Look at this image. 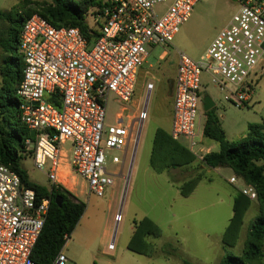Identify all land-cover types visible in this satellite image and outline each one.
I'll return each instance as SVG.
<instances>
[{
    "label": "built area",
    "instance_id": "1",
    "mask_svg": "<svg viewBox=\"0 0 264 264\" xmlns=\"http://www.w3.org/2000/svg\"><path fill=\"white\" fill-rule=\"evenodd\" d=\"M98 1L89 16L96 35L89 38L77 28H55L38 15L23 21L19 54L24 66L16 98L22 123L35 133L26 149L50 187L65 188L69 176H78L89 193L103 198L116 174L105 167L108 153H121L122 159L113 156L111 163L122 165L145 119L144 110L129 115L125 106L133 100L148 50L170 45L200 0ZM234 2L237 11L199 61L178 53L169 135L190 151L196 146L201 75L241 108L251 99L252 76L264 64V0ZM111 95L121 107L114 124L105 125ZM239 192L256 199L248 186ZM49 207L48 198H39L0 164V264H36L31 255ZM49 264H67L63 249Z\"/></svg>",
    "mask_w": 264,
    "mask_h": 264
},
{
    "label": "rangeland",
    "instance_id": "2",
    "mask_svg": "<svg viewBox=\"0 0 264 264\" xmlns=\"http://www.w3.org/2000/svg\"><path fill=\"white\" fill-rule=\"evenodd\" d=\"M22 1L0 0V11H12L20 21L17 7ZM29 1L49 3V0ZM68 1L76 4L80 0ZM237 9L238 4L232 0H200L170 45L148 50L150 55L136 76L133 100L125 106L129 115L145 110L137 144L129 147L122 165L111 163L113 156L122 159L119 152H109L105 162L109 173L121 177L115 178L114 185L103 198L89 193L87 185L78 176H69L64 181V189L85 205L80 220L63 247L67 264H218L225 256L241 255L248 225L257 215L255 202L243 218L236 246L223 250L221 243L232 216L233 198L244 186L240 179L227 168L201 167V181L184 198L177 187L195 174L196 163L200 159L186 170L162 173L154 172L149 165L155 131L162 129L168 133L170 129L173 91L169 93V88L172 87L178 53L199 61ZM87 21L91 24L90 17ZM10 45L14 53L15 43L12 41ZM164 52L166 55L161 58ZM250 81L252 93L249 103L236 108L226 101L223 91L209 82L206 74L201 75L200 99L208 97L213 102L212 110L228 142H240L248 125L264 122V64ZM148 85H152L151 90L147 89ZM120 107L121 103L111 95L105 107V125L114 124ZM203 113L200 102V118L194 139L196 146L192 150L194 155H202L198 151H204L208 146L211 152L219 150L216 142L202 134ZM65 149H68L67 144ZM22 165L30 182L50 187L47 177L34 167L32 159L25 160ZM230 176L236 178L233 185L229 183ZM118 217L120 220L117 222ZM144 218L156 224L161 231L160 237L147 239L152 247L149 255H139L127 249L134 222ZM110 245L112 249H109ZM262 252L264 254V241Z\"/></svg>",
    "mask_w": 264,
    "mask_h": 264
},
{
    "label": "trees",
    "instance_id": "3",
    "mask_svg": "<svg viewBox=\"0 0 264 264\" xmlns=\"http://www.w3.org/2000/svg\"><path fill=\"white\" fill-rule=\"evenodd\" d=\"M100 5L98 0H49L38 4L24 0L17 7L21 19L18 21L12 11H0V164L7 166L26 188L34 190L39 198L50 200L49 212L32 251L31 258L36 264H49L63 249L66 241L80 220L84 203L62 187H43L28 179L22 163L32 159V152L26 149V140L32 139L29 130L21 121L16 90L22 79L23 58L19 54V37L22 23L32 15H38L55 28H77L87 38L96 35L87 18ZM92 34V35H91ZM15 43L13 53L11 42ZM15 97V98H14ZM58 106L56 101H53ZM202 134L216 142L217 152H209L200 161L183 142L172 140L162 129H157L152 142L149 158L150 168L156 173L183 169L196 163L195 174L189 176L178 187L179 194L186 198L202 179L201 167L211 169L227 168L244 186L253 189L256 199L250 201L239 191L233 198L232 216L223 233V250L236 246L243 225V218L254 205L257 215L249 223L240 256H225L218 264H264L262 243L264 241V122L248 125L245 137L237 143L225 139L219 120L213 110L206 112ZM58 199V205L55 200ZM161 231L147 218L134 222L133 234L127 249L139 255L152 251L149 237L158 238Z\"/></svg>",
    "mask_w": 264,
    "mask_h": 264
},
{
    "label": "water",
    "instance_id": "4",
    "mask_svg": "<svg viewBox=\"0 0 264 264\" xmlns=\"http://www.w3.org/2000/svg\"><path fill=\"white\" fill-rule=\"evenodd\" d=\"M233 2L235 1V0H232ZM172 91V87L171 88H169V93ZM202 107H203V111L204 112H208V111H210L213 107H214V104H213V102L211 101V99L210 98H208V97H204L203 99H202ZM145 111V110H144ZM140 129H141V124H140V126H139V129H138V133H137V141H138V138H139V136H140ZM51 133H53V131H51ZM34 135H35V133H34V131H30L29 132V136H30V138H33L34 137ZM137 141H136V144H137ZM136 146V145H135ZM115 176V178H120L121 177V175H114ZM123 199H124V193H123V196H122V200H121V204L123 203ZM55 203L58 205V199H56L55 200Z\"/></svg>",
    "mask_w": 264,
    "mask_h": 264
},
{
    "label": "crops",
    "instance_id": "5",
    "mask_svg": "<svg viewBox=\"0 0 264 264\" xmlns=\"http://www.w3.org/2000/svg\"><path fill=\"white\" fill-rule=\"evenodd\" d=\"M166 55V53H163L162 54V56H161V58H163L164 56ZM177 63H178V60L176 61V63H175V65H174V74H173V77H172V83H173V85H172V87H174V79H175V75H176V68H177ZM172 91H173V88H172ZM173 98V97H172ZM173 100V99H172ZM201 106H202V101H201ZM214 108V107H213ZM212 108V109H213ZM211 109V110H212ZM206 112H204L203 113V118H204V122H205V114ZM171 116H172V102H171ZM204 122H203V126H204ZM170 129H171V125H170ZM170 129H169V132H170ZM169 132H168V134H169ZM200 152H202L203 154L202 155H196V157H197V159H200L201 160V158H202V156L203 155H205V154H207V153H209V152H211V150H210V147L208 146L204 151H203V149H200L199 151H198V153H200ZM187 168H189V167H187ZM187 168H184L183 170H186ZM176 170H178V169H176ZM179 170H181V169H179ZM231 177V176H230Z\"/></svg>",
    "mask_w": 264,
    "mask_h": 264
},
{
    "label": "flooded vegetation",
    "instance_id": "6",
    "mask_svg": "<svg viewBox=\"0 0 264 264\" xmlns=\"http://www.w3.org/2000/svg\"><path fill=\"white\" fill-rule=\"evenodd\" d=\"M172 85H173V83H172Z\"/></svg>",
    "mask_w": 264,
    "mask_h": 264
}]
</instances>
